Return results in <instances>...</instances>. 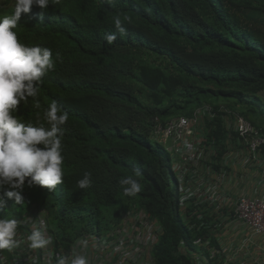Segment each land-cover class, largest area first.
I'll return each instance as SVG.
<instances>
[{
	"label": "trees",
	"instance_id": "trees-1",
	"mask_svg": "<svg viewBox=\"0 0 264 264\" xmlns=\"http://www.w3.org/2000/svg\"><path fill=\"white\" fill-rule=\"evenodd\" d=\"M14 9L15 5L0 6V16ZM116 17L122 21L130 17V22L124 21L123 35L114 25ZM15 31L22 43L53 52L55 68L44 78L40 107L29 97L17 115L39 126L46 124L42 113L48 104L56 102L67 112L62 138L65 177L54 191L26 183L24 203L17 206L8 199L0 218L18 220L39 204L57 243L69 250L78 238L109 229L111 219L119 221L122 210L139 206L162 229L153 248L155 264H200L198 256L209 257L200 245L205 240L215 244L208 215L197 213L195 227L180 210L170 155L150 139L151 120L190 114L209 92L217 99L264 103V0H51L46 10L34 6L22 14ZM107 33L117 37L111 44ZM142 49L169 58L175 69L144 60L135 63V52ZM123 76L141 82L151 103L141 101L120 79ZM186 77L217 88H195ZM231 84L245 90H224ZM177 95L185 97L184 105L174 100L166 104ZM248 120L264 133L262 125ZM212 122L218 125L212 134L206 128L207 137L222 141L223 148L231 130L222 116ZM232 132L235 141L237 133ZM135 169H140V176H135ZM85 172L91 173L92 184L81 189L77 182ZM127 176L142 185L135 197L123 193L120 180ZM7 190L5 186L0 195ZM207 259L204 264H214Z\"/></svg>",
	"mask_w": 264,
	"mask_h": 264
},
{
	"label": "clouds",
	"instance_id": "clouds-1",
	"mask_svg": "<svg viewBox=\"0 0 264 264\" xmlns=\"http://www.w3.org/2000/svg\"><path fill=\"white\" fill-rule=\"evenodd\" d=\"M50 2L15 0L12 14L0 16V190L5 186L8 188L0 195V208H7L8 199H14V205H22L26 183L28 187L41 186L54 191L64 182L62 138L68 121L67 112L52 102L42 113L46 124L39 126L26 123L17 115L19 106L22 102L26 104L29 97L33 98L35 107H40L41 87L45 76L54 70L55 60L50 48L22 43L15 29L22 14L30 13L34 6L46 10ZM124 21L130 22V17H124L123 21L119 17L114 19V25L122 35L126 32ZM116 38L114 33L105 34L110 44ZM140 175V169H135V176ZM90 177L91 173L85 172L77 182L78 187H90ZM120 185L128 197H135L142 191L140 181L134 176L123 177ZM19 224L15 218H0V251H12L20 246L17 239ZM41 225H44L43 220ZM26 241L33 250L46 248L52 243L44 228L32 230ZM57 264H89V260L78 254L70 259L60 257Z\"/></svg>",
	"mask_w": 264,
	"mask_h": 264
},
{
	"label": "built area",
	"instance_id": "built-area-1",
	"mask_svg": "<svg viewBox=\"0 0 264 264\" xmlns=\"http://www.w3.org/2000/svg\"><path fill=\"white\" fill-rule=\"evenodd\" d=\"M222 116L226 126L231 119L235 125L237 141L247 150L249 159L261 162V148L264 145V133L248 119L223 103H203L191 110L190 114H177L162 119L155 116L151 120L150 139L162 145L170 155V168L173 172L179 190V204L182 211L192 200L205 201L221 207L224 198L217 195L220 185H191L192 167L208 165L207 158L211 155L213 146L207 137L205 120L213 121ZM211 146V148H210ZM209 166V165H208ZM235 215L246 223L255 234L264 233V196L243 195L234 204ZM17 239L20 246L12 251H0V264H57L60 257L72 258L75 255H85L89 264H143L148 248L156 244V236L138 229L117 228L114 232L103 231L100 234H91L78 238L66 250L61 243H57L56 236L50 231V223L46 210L39 204L25 212L20 219ZM41 220L44 225H41ZM41 228L52 243L43 249H30L26 237L32 230ZM149 243L151 245H149ZM200 245L207 249L209 257L198 256L200 264L215 258L218 250L208 240ZM200 257V258H199Z\"/></svg>",
	"mask_w": 264,
	"mask_h": 264
},
{
	"label": "crops",
	"instance_id": "crops-1",
	"mask_svg": "<svg viewBox=\"0 0 264 264\" xmlns=\"http://www.w3.org/2000/svg\"><path fill=\"white\" fill-rule=\"evenodd\" d=\"M263 127V126H262ZM247 150L238 149L231 151L225 160H221V166H228L226 173L210 172L204 164L192 167L191 185L216 184L220 185L218 196L224 198L225 204L229 205L243 195L264 196V167L261 162L246 163L244 155ZM243 157V158H241ZM264 159V153H261ZM218 169L219 166H216ZM197 211L204 215H214L215 229L212 238L218 250L214 264H264V233L255 234L253 230L235 215V208L222 210L221 207L212 209L204 208L205 201H195Z\"/></svg>",
	"mask_w": 264,
	"mask_h": 264
},
{
	"label": "rangeland",
	"instance_id": "rangeland-1",
	"mask_svg": "<svg viewBox=\"0 0 264 264\" xmlns=\"http://www.w3.org/2000/svg\"><path fill=\"white\" fill-rule=\"evenodd\" d=\"M10 5H15V0H0V6L2 7H8ZM190 48V47H189ZM136 55V59H135V63H137L140 60H144L147 61L151 64L154 65H158L160 67H163L165 69H167L168 71H172L173 69H175V66L172 64V62L170 61L169 58L164 57L162 55H157L156 53H153L152 51H149L147 49H142L139 52H135ZM121 80L125 81L134 91V93L139 97V99L141 101H143L145 104H150L151 103V99L148 96V91L146 90V88L142 85L141 82H139L136 78H125L124 76L122 78H120ZM189 81V85H193V87H204V88H208L211 90H215L217 88V86L213 83H202L198 80H191L190 78H187ZM224 90H230V89H234V90H239V91H243L245 90V88L238 86L237 84H231L228 85L226 87H223ZM183 90H181L180 92H182ZM209 97H205L201 99V103H210V104H214V103H223V104H228L234 107L235 110L237 111H241L245 117H247L248 119L252 120V121H256L258 122V126L261 127V125L264 128V116L262 113H264V103L261 102L259 99L256 100V102H254V104H244V103H238L237 99L234 98H219L217 99V97H215V95L212 92H209ZM249 100L253 99V95H251V97L248 98ZM176 101V103L178 105H184V101H185V97H182L181 95H177L172 97L171 99L166 100V104L170 103L171 101ZM262 103L261 105L257 104V103ZM192 109V107L190 108ZM171 111H174V107L171 108ZM227 121L230 124L229 129L230 134H231V138H228L226 141H224V149L221 147V145H223L222 141H217V142H213V138L212 141L213 144L210 143L211 146H213V150H211V155L207 158L208 160V165L206 168H209L210 172H217L220 171L221 173H226L227 170V165L225 166H221L223 165V162L221 164V160H225L227 159L229 153L231 151L234 150H238V149H242L244 146L241 145L240 143H238L237 139L234 138L232 139V137H236L233 136V132L235 130V125L234 122L231 119H227ZM205 124V129L206 128H210V130L212 129L211 134L214 132V130L216 129L217 125L216 123L210 121V120H205L203 122V125ZM154 140V138L151 137V140ZM216 145V146H215ZM210 146V148H211ZM247 153V152H246ZM224 157V158H223ZM243 158V157H241ZM245 158L249 159V155L248 153L246 155H244V161ZM247 161V162H246ZM246 163L248 164L249 162H252V167L256 168V163L255 161L253 162L252 160H247L246 159ZM206 166V165H205ZM216 166H219V168L217 169ZM227 170V171H225ZM228 173V172H227ZM174 187H175V182L173 181ZM195 185H198L197 183H195ZM237 202V200H234V202L230 203L229 205H226L225 203L221 206L222 210L226 211L230 208L233 209L234 208V204ZM199 204H205L203 207L206 208V210L212 209V211H214V209L217 207L214 204H210L207 202H202ZM197 204L194 202H190L188 203V205L182 209V212L185 214H188L189 218H187V221H190V224L197 227V223L199 222V218L196 217L197 213H199L196 209ZM229 213V210H228ZM202 213H199V215H201ZM208 220L207 222L209 223L210 230L212 231L213 229H215V221H214V215H208ZM110 226L109 229L105 230V231H110V233L114 232L117 228L119 227H124L125 229H132L136 230L138 229L139 232H143V235H147V233L150 234H154L156 236V240L158 241V237L162 232L161 226L158 222V220L154 217H151L150 215H148L145 210L142 207L139 206H132L129 209H125L122 210V215L119 221L114 222L113 218L111 219ZM104 231V232H105ZM211 231H209L208 233L210 234ZM194 235L198 234V231L195 229V231L193 232ZM149 245H151L149 243ZM154 248V247H153ZM153 248H148L147 250V254L145 255L144 259H143V264H155L156 260L155 257L153 255ZM203 256H206L205 253L203 254ZM200 258V257H199Z\"/></svg>",
	"mask_w": 264,
	"mask_h": 264
}]
</instances>
